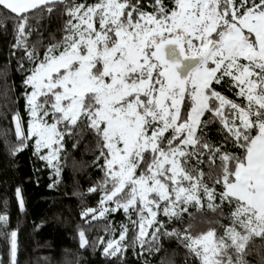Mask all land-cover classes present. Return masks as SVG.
<instances>
[{
	"label": "snow or ice",
	"instance_id": "6c2138e0",
	"mask_svg": "<svg viewBox=\"0 0 264 264\" xmlns=\"http://www.w3.org/2000/svg\"><path fill=\"white\" fill-rule=\"evenodd\" d=\"M54 18L60 36L46 42ZM9 25L27 119L0 68V119L11 114L16 138L0 143L12 156L31 146L58 176L67 141L92 137L102 175L87 193L100 199L81 218L122 210L135 233L121 225L105 255L174 239L194 264H264V0H0V33Z\"/></svg>",
	"mask_w": 264,
	"mask_h": 264
},
{
	"label": "trees",
	"instance_id": "16d2710c",
	"mask_svg": "<svg viewBox=\"0 0 264 264\" xmlns=\"http://www.w3.org/2000/svg\"><path fill=\"white\" fill-rule=\"evenodd\" d=\"M61 27L60 19L44 20L41 31L46 42L50 31L56 32L59 39L60 32L57 30ZM35 38L33 35L31 39ZM13 42L9 25L7 35L0 33V68L7 69L10 81H14L16 86L13 95L20 97L18 105L11 106L12 111L18 108L26 120L25 101L20 96L24 76L15 71L17 60L12 55ZM225 94L232 96L230 92ZM4 103L5 101L0 99V106ZM0 111L5 109L0 107ZM4 130H9L8 140L14 143L16 138L10 113L7 120L0 119V132ZM209 135L214 140H219L216 126L210 129ZM2 139L0 136V140ZM73 143V140H68L65 145L67 161L62 159V171L58 176L46 161L33 155L34 149L31 146L12 156L8 152V146L0 143V215L9 217L6 231L17 232L16 264H161V261L163 264H194L193 260H186V249L174 239H162V248L158 253L154 248L148 251L147 244L144 248L137 244L129 247L122 255H105L104 247L107 241L119 238L121 225L129 228V238L135 233L122 210L111 213L107 219L92 221L91 224L85 223V219L81 218L84 209L97 206L100 193L89 194L87 190L102 173L93 164L99 152L95 150L92 137L86 136L75 149L72 147ZM64 155L65 153L61 154L62 157ZM100 163H103V160ZM50 184H53V187L50 188ZM14 186L21 189L25 202L23 211L19 208L18 198L16 201L12 199ZM106 228L112 230L106 231ZM79 229L85 231L89 240V245L84 248L80 247ZM101 237L105 243L98 242ZM122 243L126 244L128 240ZM256 243L260 244L261 241L257 239ZM248 259L251 264H261L256 255L249 256ZM11 262L9 240L0 236V264H12Z\"/></svg>",
	"mask_w": 264,
	"mask_h": 264
},
{
	"label": "rangeland",
	"instance_id": "374dc122",
	"mask_svg": "<svg viewBox=\"0 0 264 264\" xmlns=\"http://www.w3.org/2000/svg\"><path fill=\"white\" fill-rule=\"evenodd\" d=\"M46 151V150H45ZM41 154H43V153H41ZM16 189H17V186H14L13 188H12V199H14L15 201H16V199H17V195H16ZM150 231V230H149ZM12 263V262H11Z\"/></svg>",
	"mask_w": 264,
	"mask_h": 264
}]
</instances>
